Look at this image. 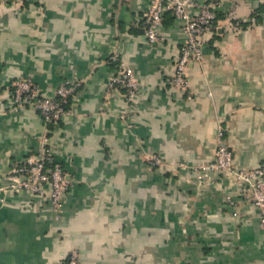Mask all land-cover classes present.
<instances>
[{
	"label": "crops",
	"instance_id": "0c3cea01",
	"mask_svg": "<svg viewBox=\"0 0 264 264\" xmlns=\"http://www.w3.org/2000/svg\"><path fill=\"white\" fill-rule=\"evenodd\" d=\"M215 1L217 28L183 92L171 78L187 35L168 15L149 42L151 0H0V264H66L73 247L82 264H264L259 209L230 173L194 169L214 158L221 127L235 168L264 161V0ZM116 51L140 80L126 119V88L107 89ZM21 77L45 94L81 81L52 131L71 181L61 219L48 187L1 188L43 128L32 107L10 108Z\"/></svg>",
	"mask_w": 264,
	"mask_h": 264
},
{
	"label": "built area",
	"instance_id": "2783aa9c",
	"mask_svg": "<svg viewBox=\"0 0 264 264\" xmlns=\"http://www.w3.org/2000/svg\"><path fill=\"white\" fill-rule=\"evenodd\" d=\"M216 7L215 0H151L142 16L144 33L149 42H157L163 38L162 30L168 12H171L175 22L179 23L187 35L171 78L172 87L179 91L189 90V65L201 64L205 58L207 35L217 28ZM110 59L117 61V70L110 77L107 89L109 92L114 88H126L127 104L119 112V116L126 119L127 113L135 107L140 80L133 66L119 52L113 53ZM80 84L81 81L68 78L57 85L51 94H45L30 78L21 77L12 82L10 108L18 110L26 106L32 107L41 115L43 128L38 136L37 147L14 163L9 173V182L1 188L4 192L27 190L33 195H40L48 187L50 204L57 219L63 217L64 197L71 181L54 153L52 131L56 124L73 112L71 104ZM151 158L152 164L165 165L160 155L154 154ZM233 159V150L227 143L224 128L221 127L214 158L195 165L194 169L202 177L230 173L240 184L245 200L259 209L260 223L264 229V161L251 169H237ZM181 166L189 167L186 163ZM66 264H82L77 247L68 252Z\"/></svg>",
	"mask_w": 264,
	"mask_h": 264
},
{
	"label": "trees",
	"instance_id": "16d2710c",
	"mask_svg": "<svg viewBox=\"0 0 264 264\" xmlns=\"http://www.w3.org/2000/svg\"><path fill=\"white\" fill-rule=\"evenodd\" d=\"M168 15L171 17L172 20H174V17H173V15L171 14V12H168L167 15H166V17H167ZM257 15H258V14H257ZM165 22H166V18H165Z\"/></svg>",
	"mask_w": 264,
	"mask_h": 264
}]
</instances>
